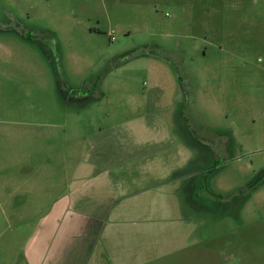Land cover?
Returning a JSON list of instances; mask_svg holds the SVG:
<instances>
[{
    "label": "rangeland",
    "instance_id": "obj_1",
    "mask_svg": "<svg viewBox=\"0 0 264 264\" xmlns=\"http://www.w3.org/2000/svg\"><path fill=\"white\" fill-rule=\"evenodd\" d=\"M164 57L191 82L190 123ZM172 131L188 143L179 164ZM101 133L127 141L117 180L159 166L194 190L211 251L190 264H264V0H0V264H26Z\"/></svg>",
    "mask_w": 264,
    "mask_h": 264
},
{
    "label": "crops",
    "instance_id": "obj_2",
    "mask_svg": "<svg viewBox=\"0 0 264 264\" xmlns=\"http://www.w3.org/2000/svg\"><path fill=\"white\" fill-rule=\"evenodd\" d=\"M172 135L171 141L179 142L175 145V164H179L189 159L188 149L174 132ZM112 139L101 133L87 154L88 165L80 167L85 169L84 177L72 179L59 208L37 223L24 246L26 264H162L168 260L190 264L197 252L207 255L211 251L206 235L196 232L191 203L186 202L193 201L194 190L187 188L184 193L183 186L169 182V168L162 171L159 166L155 170L127 166L128 180H117L118 168L124 167V160L117 162V158L124 157L127 141L125 137L118 143ZM152 141L150 144L148 138L143 145L135 141L132 147L140 150L133 158L148 157L157 143ZM105 158L110 163L99 162ZM55 243L76 244L77 250L71 256L66 248L58 251L60 245Z\"/></svg>",
    "mask_w": 264,
    "mask_h": 264
},
{
    "label": "flooded vegetation",
    "instance_id": "obj_3",
    "mask_svg": "<svg viewBox=\"0 0 264 264\" xmlns=\"http://www.w3.org/2000/svg\"><path fill=\"white\" fill-rule=\"evenodd\" d=\"M175 60H176L175 58H172V59L169 58L168 59V58L164 57L161 59V62H163L164 64L166 63L172 69L175 66ZM173 71H174L173 76H175L174 79L176 81V86H175V90L172 94V100H173V103L175 101V104L177 103L181 106V109H179V106L177 105L178 107H177V110L175 112V116H176V118L178 116H180V120L182 117V120H184L187 123H190V122H192V116L190 115V111L192 110V107L195 106V101H194L195 100V94L193 92L191 82L187 81V77L183 76V74L180 72H176V70H173ZM193 132L196 135V138H198L200 140H203V138H205V137L200 138L199 137L200 134L196 133L194 130H193ZM212 135L214 138L221 139L224 142H227L229 140V137H227V135H225V134H218V133L214 134L213 133ZM179 139L183 143H185V145H188V143L185 141V139L183 137L179 136ZM263 176H264V172H263Z\"/></svg>",
    "mask_w": 264,
    "mask_h": 264
}]
</instances>
